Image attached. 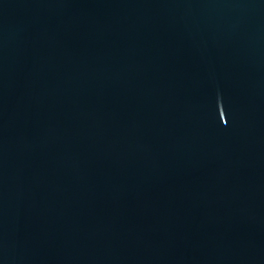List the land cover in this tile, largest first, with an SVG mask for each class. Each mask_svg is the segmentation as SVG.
<instances>
[{"label": "water", "instance_id": "obj_1", "mask_svg": "<svg viewBox=\"0 0 264 264\" xmlns=\"http://www.w3.org/2000/svg\"><path fill=\"white\" fill-rule=\"evenodd\" d=\"M0 264H264V0H0Z\"/></svg>", "mask_w": 264, "mask_h": 264}]
</instances>
